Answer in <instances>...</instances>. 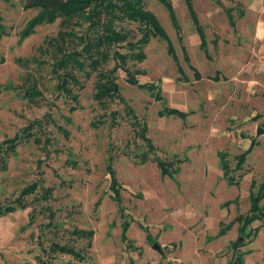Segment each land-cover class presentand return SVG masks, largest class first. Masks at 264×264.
Returning a JSON list of instances; mask_svg holds the SVG:
<instances>
[{
	"label": "rangeland",
	"instance_id": "1",
	"mask_svg": "<svg viewBox=\"0 0 264 264\" xmlns=\"http://www.w3.org/2000/svg\"><path fill=\"white\" fill-rule=\"evenodd\" d=\"M219 1L194 0L206 56L184 0H172L179 30L165 6L145 0L183 69L182 77L167 43L157 38L132 67L142 72L140 84L161 87L163 101L120 72L123 101L102 108L93 99L95 76H82L78 108L70 111L73 103L59 90L54 71L60 54L47 44L61 30L60 20L22 40L39 10L25 8L24 0H0L7 33L0 41V145L28 128L34 134L0 172V206L16 207L0 218V264H234L238 254L243 264H264V221L245 232L238 221L251 215V192L258 194L264 184V132L257 133L264 130V0ZM86 25L75 31L81 34ZM190 65L202 79L194 78ZM126 106L146 124L154 152L130 126ZM165 107L188 116L161 117ZM110 155L120 203L109 190ZM159 161L177 172L163 175ZM30 187L34 193L24 196ZM75 230L93 231V237ZM53 243L73 246L84 259L46 254Z\"/></svg>",
	"mask_w": 264,
	"mask_h": 264
},
{
	"label": "trees",
	"instance_id": "2",
	"mask_svg": "<svg viewBox=\"0 0 264 264\" xmlns=\"http://www.w3.org/2000/svg\"><path fill=\"white\" fill-rule=\"evenodd\" d=\"M7 1V0H4ZM165 6L172 14L175 25L179 30V25L175 19L172 0H157ZM190 10L194 28L200 39V49L208 55L207 41L205 28L201 24L198 15L194 9V0H184ZM221 5L219 0H216ZM25 8L38 9V13L26 25L20 33L21 39H26L31 36L37 27L45 24H53L57 20L61 22V30L58 35L48 41V47L51 50H56L60 57L55 63V70L59 74L60 83L59 90L73 103L70 111H75L78 108L79 94L77 89H82V76L85 80L95 76L93 99L102 108H107L109 103L116 99L123 101L121 96V87L119 84L120 72H124L127 76L126 81L129 84L137 85L139 88H146L158 101H163L161 87L157 85L140 84L138 76L142 74L139 70H134L132 67L135 64L145 60V47L153 38L164 41L168 45V52L172 57L175 65L183 77V69L180 65L179 57L171 43L164 27L158 17L147 9L145 0H24ZM230 24L235 28V22L228 12ZM86 25L85 30L79 34L76 28ZM6 30L3 24V17L0 13V41L5 36ZM79 46V48H78ZM124 50V51H123ZM184 59L190 63L189 56L184 48ZM112 65V66H111ZM194 71L196 80L202 79L199 71L190 65ZM219 80L218 75L213 78ZM32 94L39 95V91H33ZM31 94H27L29 96ZM76 104V105H74ZM125 115L129 120L130 126L135 129L136 135L146 144L150 152H154L155 148L148 139L146 124L139 122L134 111L128 106L125 108ZM161 117H177L186 119L188 113L178 109L165 107L160 111ZM116 122V113L113 114ZM130 117V119H129ZM26 129L20 136L4 141L0 145V172L8 169L11 156L17 154V148L21 144L28 142L34 134ZM68 135L67 132H65ZM255 143L245 154L239 157L238 165L242 166L245 163L247 154L254 148ZM129 155V154H128ZM142 162H146L147 157L141 155ZM114 158L110 155L107 173L110 177L109 190L113 194V199L118 203L121 202L118 181L116 172L113 167ZM179 163V162H177ZM159 168L163 175L173 176V172H177V168L173 169L172 165L166 162L159 161ZM225 174L229 172L228 164L222 162ZM230 184H234L230 181ZM255 186L253 183L252 188ZM254 189V188H253ZM34 193V188L30 187L23 192L24 196ZM51 190L45 191V194H50ZM264 201V184L261 185L259 193L251 192V215L238 218L242 232L256 221H264V208L261 203ZM21 209L27 208V203L24 200L18 201ZM15 206H0V218L14 212ZM33 218V216H32ZM129 227L128 223L124 224V233L122 236L123 242H127L126 232ZM225 230H220V235L225 234ZM79 237H93V231L75 230L73 232ZM150 235H148V238ZM66 254L76 259L83 260L79 252L73 246L68 244L53 243L46 254ZM238 261V262H237ZM236 263L243 264L242 254H238ZM234 263V264H236ZM45 264V263H43Z\"/></svg>",
	"mask_w": 264,
	"mask_h": 264
},
{
	"label": "water",
	"instance_id": "3",
	"mask_svg": "<svg viewBox=\"0 0 264 264\" xmlns=\"http://www.w3.org/2000/svg\"><path fill=\"white\" fill-rule=\"evenodd\" d=\"M263 132H264V130H263L262 128H259L257 133H258V135H260V134H262ZM153 247H154V249H156V250H158V251H160V249H161L160 246H159L157 243L154 244Z\"/></svg>",
	"mask_w": 264,
	"mask_h": 264
}]
</instances>
